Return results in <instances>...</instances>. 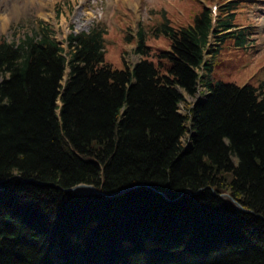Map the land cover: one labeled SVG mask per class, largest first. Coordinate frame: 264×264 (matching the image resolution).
<instances>
[{
  "label": "trees",
  "instance_id": "1",
  "mask_svg": "<svg viewBox=\"0 0 264 264\" xmlns=\"http://www.w3.org/2000/svg\"><path fill=\"white\" fill-rule=\"evenodd\" d=\"M221 1L157 66L141 32L124 70L101 29L0 38V264H264V82H211L243 32Z\"/></svg>",
  "mask_w": 264,
  "mask_h": 264
},
{
  "label": "rangeland",
  "instance_id": "2",
  "mask_svg": "<svg viewBox=\"0 0 264 264\" xmlns=\"http://www.w3.org/2000/svg\"><path fill=\"white\" fill-rule=\"evenodd\" d=\"M221 0H0V38L11 43L37 27L66 47L70 33L103 28L104 62L124 70L139 60L133 40L144 34L149 59L157 66V54L170 50L163 26L189 27L203 6ZM234 24L243 30L224 41L214 55L210 79L213 84L258 87L264 82V0H234ZM42 22L41 24H38ZM156 55V56H154ZM200 92L202 88H199ZM196 99H188L193 103ZM179 112L184 114L183 106Z\"/></svg>",
  "mask_w": 264,
  "mask_h": 264
},
{
  "label": "water",
  "instance_id": "3",
  "mask_svg": "<svg viewBox=\"0 0 264 264\" xmlns=\"http://www.w3.org/2000/svg\"><path fill=\"white\" fill-rule=\"evenodd\" d=\"M129 190H123L121 192H118L116 194H112V195H105L104 193L98 191L97 189H95L94 187L92 186H87V185H78L72 189L69 190V192H73V193H78V194H86V195H102V196H107V197H110V198H115V197H118L126 192H128ZM186 194L190 195L191 192L190 191H187Z\"/></svg>",
  "mask_w": 264,
  "mask_h": 264
}]
</instances>
